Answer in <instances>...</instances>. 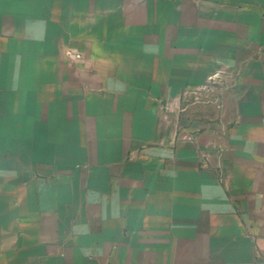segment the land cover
Here are the masks:
<instances>
[{"label":"crops","instance_id":"0c3cea01","mask_svg":"<svg viewBox=\"0 0 264 264\" xmlns=\"http://www.w3.org/2000/svg\"><path fill=\"white\" fill-rule=\"evenodd\" d=\"M3 1L0 264H264V0Z\"/></svg>","mask_w":264,"mask_h":264},{"label":"rangeland","instance_id":"374dc122","mask_svg":"<svg viewBox=\"0 0 264 264\" xmlns=\"http://www.w3.org/2000/svg\"><path fill=\"white\" fill-rule=\"evenodd\" d=\"M12 0H4L3 1V4H4V8H7V7H13V6H15L16 7V4L17 5H19V4H21V0H17V2H14V1H12ZM100 2H106V1H108V0H99ZM16 3V4H15ZM155 3V2H154ZM157 3H160L159 1H157L156 2V4ZM162 3H169V1H162ZM4 14H6L7 16H8V18L6 19V17H4V27H5V24H7V22H9L10 20H11V12L8 10L7 12H4ZM7 29V28H6ZM9 34V33H8ZM9 36V35H8ZM4 56V58H8L9 56L7 55V54H4L3 55ZM21 141H24V140H21ZM1 142V141H0ZM18 142H20V141H18ZM2 143V145H4L5 144V139L1 142ZM22 143V142H21Z\"/></svg>","mask_w":264,"mask_h":264}]
</instances>
